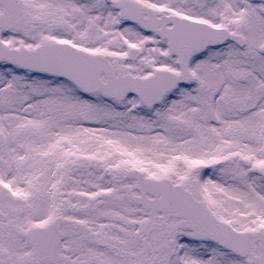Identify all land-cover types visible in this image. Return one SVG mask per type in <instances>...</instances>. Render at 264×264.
<instances>
[{
	"label": "snow or ice",
	"instance_id": "6c2138e0",
	"mask_svg": "<svg viewBox=\"0 0 264 264\" xmlns=\"http://www.w3.org/2000/svg\"><path fill=\"white\" fill-rule=\"evenodd\" d=\"M0 264H264V0H0Z\"/></svg>",
	"mask_w": 264,
	"mask_h": 264
}]
</instances>
